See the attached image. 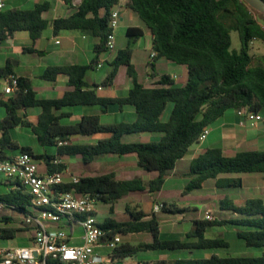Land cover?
Wrapping results in <instances>:
<instances>
[{
    "label": "trees",
    "instance_id": "16d2710c",
    "mask_svg": "<svg viewBox=\"0 0 264 264\" xmlns=\"http://www.w3.org/2000/svg\"><path fill=\"white\" fill-rule=\"evenodd\" d=\"M72 6L74 0H63ZM118 0H81L75 11L53 22L54 34L61 31H78L100 39L96 53L107 51L106 40L110 32V12ZM264 1V0H262ZM49 2L30 9L0 10V44L17 31H26L32 45L24 51L39 52L34 44L42 38L49 21L44 17ZM128 10L132 11L153 35L152 50L157 53L155 61L164 58L187 69L184 84L176 83L169 74L152 72L153 82L147 86L138 79L133 64L132 44L144 37L140 27L126 30L128 45L116 52L109 64L113 67L102 85L113 84L121 66H127V74L132 79V87L124 98L105 99L96 91L100 85H89L86 74L95 69L98 60L90 65H66L47 67L40 78L56 81L58 76L68 77V89L59 99H40L32 83L19 77L16 92L9 97H0V109L4 117L0 119V159H7L8 153L19 150L29 153L34 160L43 161L50 172L63 171L66 165L54 164L52 154H37L30 146L20 147L13 140V130L18 127L30 128L42 148H57V155H81L86 163L103 155H135L138 165L144 171L156 175L147 182L141 178L118 180L113 173L81 177L76 185L65 184L61 189H75L78 194H99L105 205L115 204L130 192L148 190L151 194L160 192L178 161L198 143L203 130L214 124L229 110H246L249 114L264 116V63L253 66L250 43L264 41V14L256 11L245 0H128ZM239 35L240 47L233 48L232 35ZM15 73L11 61L0 67V77ZM114 104L131 107L135 112L132 122L104 125L95 115L85 116L73 125H62L61 121L71 117L63 109L76 106H100L107 108ZM169 105L171 107L169 108ZM40 109L36 125L27 119L26 111ZM107 133L109 138L101 139L90 146H58L60 140L69 136ZM133 133L160 134L157 141L125 142L124 138ZM249 173L264 176V151L257 149L238 150L228 155L220 147L205 149L190 163L192 181L187 190L200 189L206 181L218 179L224 174ZM7 181V180H6ZM10 189L0 193V209H7L11 215L0 217V240H15L27 234L29 246L34 236L33 227L24 223H14V216L31 213L32 196L20 184L7 181ZM242 180L227 178L223 187H241ZM162 209L170 213L182 212L174 205L162 204ZM220 209L232 211L231 220H195L194 226L186 233V239L162 238L161 225L156 216L144 219L140 212L134 219L117 221L107 217L100 223L104 229H112L113 234L148 233L152 242L139 244L123 243L115 249L111 257L136 259V264H264V199L255 197L243 204H235L225 198ZM111 214L113 207L110 208ZM230 224L238 227L236 236L249 248L262 250L260 255H211L206 258L171 261L140 262L137 253L142 251H188L202 252L228 248L229 242L221 237L208 238L209 228ZM17 225V226H16ZM31 241V242H30ZM49 264H61L50 261Z\"/></svg>",
    "mask_w": 264,
    "mask_h": 264
},
{
    "label": "crops",
    "instance_id": "0c3cea01",
    "mask_svg": "<svg viewBox=\"0 0 264 264\" xmlns=\"http://www.w3.org/2000/svg\"><path fill=\"white\" fill-rule=\"evenodd\" d=\"M5 2V8H11V9H30L38 4H42L44 2H49L50 5L48 6V11L44 13V17L49 21L48 28L43 32V36L41 39H39L35 44L34 48L37 49L39 52L36 53H30L28 51H24L25 48H30L32 45V42L30 40L29 34L26 31H17L14 32L10 38L7 40L9 41L13 46L16 47V50L18 52H23L25 54L24 58H20V62L17 63V67L15 68V73L19 77H25L29 79L32 83V86L34 90L37 92V96L40 99H59L61 98L65 91L68 89L67 82L68 77L65 75H60L56 79V81H47L40 78V75L42 72L50 66H66V65H90L94 60H98L97 62H104V65L102 68L105 67L106 64H109L112 62L116 56V52L120 49H123V47H118V40H119V31L121 29H125V36H126V30L129 27H140L144 30L145 35L144 37L140 39H144L143 42V49L146 50L147 55L149 57V60L146 59L144 54H141L142 58V65L145 66V75L142 76V73H139L136 67V62L134 60V53H133V64L137 70L138 73V79L141 83L149 86L153 82L152 79V72L150 68L153 66V60L151 59L150 53L152 51V40L153 35L150 33V31L146 28V26L139 20V18L132 13V11L128 10L127 5L121 6L120 12H121V20L119 24V28L116 31V51L114 53H111L109 51H104L100 55H98L95 51L96 46L100 44V39L97 37H93L90 35H85L78 31H61L57 34H54L53 31V22L57 18L61 17H67L71 15L75 8L80 4L81 0H74L72 6L66 5L63 0H12L8 1L4 0ZM123 37V35H122ZM127 37V36H126ZM136 41L132 44V48L134 44H138L140 41ZM128 44V42H127ZM12 63V60H9ZM8 61V62H9ZM7 62V63H8ZM156 63V61H155ZM172 63V62H171ZM13 64V63H12ZM110 65V64H109ZM176 65V64H175ZM3 67V66H0ZM185 69V72L187 71L186 67L182 66ZM18 68L21 69V71L18 70ZM101 68V69H102ZM99 69V70H101ZM94 71H99L96 68L91 69ZM89 70V71H91ZM86 74V81L89 85H100L99 88H97V93L105 99H114V98H124L128 95L129 90L132 87V79L129 77L128 80L124 84L118 85L116 78L113 80V84L111 86H104L102 85L104 81L106 80V77L109 75L107 73L105 77H95L93 81L91 82L88 79V73ZM169 74L172 76V78L177 82L179 79L178 74L175 71L164 73ZM187 80V79H186ZM65 113H70L71 117L68 119H64L61 121L62 125H73L79 123L83 117L85 116H91L95 115L100 118V121L104 125H113V124H119L122 122H132L135 119V112L133 108L131 107H123L122 109L119 108V106L111 104L107 108L100 107V106H76V107H68L63 109ZM41 113L40 109H30L26 111L27 119L32 123V125H36L38 122L39 114ZM4 117V110L0 109V119ZM241 118L237 113V110H229L227 111L224 116H222L220 119H218L212 126H209L210 132L208 134L207 139L201 143V146L196 149L192 153L193 145L190 148V152L187 156H185L182 160L178 161L176 164L175 169L171 172V174L176 175L180 172V169L178 165L180 163H184L186 160H188L190 163L191 161L201 154L205 149L208 148H215L220 147L224 150L226 154L227 150L234 151L235 153L238 150H244V149H257L264 151V124L258 125L257 127H252L250 124L246 125L245 127L240 126ZM215 125H217L215 127ZM214 126V128H213ZM22 128L25 127H18L13 130V140L20 146H30L34 149L35 153L37 154H52L55 156V159L59 160L61 163L66 165V170H69V174L72 175V171L70 169L71 163L67 159V156L73 157V155H57V148H53L54 150H50L48 148H42L40 147V150L38 151L35 148V145H29V144H22L19 140V137L23 134L22 131H20ZM30 129V128H27ZM31 130V129H30ZM218 132L219 137L217 140H211L210 136L213 133ZM18 136H16V134ZM138 137V139L134 141H128V142H135V141H157V140H151L149 139L150 134L149 133H133ZM34 135V134H33ZM131 135V134H129ZM78 140L73 139L72 136H69L68 140L73 145H82V146H90L96 144L101 139H99L96 143H87L84 142L83 136L84 135H78ZM35 139L36 136L34 135ZM210 140V141H209ZM37 142V139H36ZM43 150V151H42ZM18 152L21 153L19 150L11 151L8 153V158L11 159L14 158L16 155H18ZM234 155V154H233ZM106 156V157H105ZM110 158V159H118L115 163V168H110L107 170L102 171L99 175L109 174L113 173L117 176H129V168L124 167L128 165L127 161L129 158V155L125 156H118V155H103L98 157L100 158ZM136 157V156H135ZM95 159V160H97ZM94 160V161H95ZM93 161V162H94ZM92 163V162H91ZM41 167L38 168V172L41 175H44L46 173H49V169L45 167L43 161H40ZM132 167L136 170V173H133L132 175L136 176L137 174V167H138V160L136 157V160L132 162ZM132 168V169H133ZM65 170V169H64ZM68 174V175H69ZM156 174H152L150 176L146 177V180L153 178ZM74 176V175H73ZM81 178V177H80ZM228 177H222L220 176L218 179H212L213 183L211 184L210 188L212 189H219V188H227L223 187L225 185V180ZM234 179V178H231ZM239 179V178H236ZM65 180V178H64ZM123 180H130V178L123 179ZM168 180V178H167ZM166 180V181H167ZM67 183L70 182V180H65ZM209 181V180H208ZM207 182V181H206ZM7 181L5 178L0 175V193L10 189L9 186H7ZM248 187L249 192L245 195L239 192L241 194V197L243 198H237L236 193H233L231 197L226 196L225 198L231 199L235 204H243L246 200L259 197L264 199V176L260 174L252 175L249 177V179L242 181L241 187ZM251 191V192H250ZM224 198V199H225ZM223 200V199H222ZM237 200V201H236ZM238 201H242L238 202ZM219 204L221 202L218 201ZM105 205V204H103ZM224 211V210H223ZM10 215L11 212L9 211ZM19 223H23V217L18 216ZM100 222V221H99ZM101 223V222H100ZM17 226V225H16ZM57 227L62 228L67 233L71 234L70 228L67 227V224H60L58 226L52 225L51 229H56ZM74 233L70 238V244L71 245H81L83 243L82 237V229L79 226H75L73 228ZM146 233V232H144ZM148 234V233H146ZM123 238V235H122ZM31 242V241H30ZM28 245V244H27ZM97 252L100 255L105 256L106 263L105 264H117L120 261L124 262V259L129 260L131 259L127 257L124 259H113L111 257L112 252H108L104 248L97 249ZM125 264V263H124ZM135 264V263H133Z\"/></svg>",
    "mask_w": 264,
    "mask_h": 264
},
{
    "label": "rangeland",
    "instance_id": "374dc122",
    "mask_svg": "<svg viewBox=\"0 0 264 264\" xmlns=\"http://www.w3.org/2000/svg\"><path fill=\"white\" fill-rule=\"evenodd\" d=\"M8 5L9 1L7 0ZM125 29H121L119 33V40H118V47L125 48L128 44V38L124 35ZM123 35V37H122ZM232 35V43L233 48L238 50L240 47L239 35L237 32L233 31ZM143 42L144 39H140L138 44H134V60L136 62V67L139 73H142V76L145 75V66L142 65V58L141 54H144L147 60L149 57L145 49H143ZM151 55V52H149ZM250 53L253 56V66L262 65L264 63V41L261 40H254L250 43ZM25 54L23 52H18L16 47L13 46L9 41H4L0 44V66H4L7 64L9 60H12L14 66L17 67V63L20 62V58H24ZM113 67L109 64H106L104 68L99 71L91 70L88 73V79L92 82L95 77H105V75L111 72ZM21 71L20 68H18ZM151 72L158 73L160 75L164 73H169L175 71L179 79L176 83L184 84L187 79V71L182 66L175 65V63H171L164 58H160L155 63V69L153 70L150 68ZM129 76L127 74V66H121L118 70L116 75L117 84L121 85L128 80ZM171 105H169V108ZM213 125V124H212ZM211 125V126H212ZM217 125H215L216 127ZM214 128V126H213ZM20 131L23 134L19 137L18 134L16 136L19 137V140L22 144H29L35 145V148L39 151L40 147L39 144L36 142V139L30 129L22 128ZM110 134L107 133H99L93 134L90 136H83L84 142L87 143H96L99 139L108 137ZM160 134L152 133L150 134L149 139L157 140L160 138ZM78 135H73V139L78 140ZM219 137L218 132L213 133L210 136L211 140H217ZM138 139L136 135L131 134L127 135L124 138L125 142L134 141ZM210 141V140H209ZM201 146V143H196L193 146L192 153ZM50 150H54L53 147ZM43 151V150H42ZM228 155L235 154L234 151L227 150ZM18 154H20L18 152ZM106 157V156H105ZM100 158L95 160L94 162L86 163L83 160L81 155H73L67 156V159L70 161L71 165L70 169L72 171V175L80 178V177H87V176H97L102 171L115 168V163L118 162V159H110L108 158ZM129 159L127 161L128 165L125 166L129 168V176H117L118 180L123 179H134V178H141L146 180L147 176L154 174V172H147L144 171L142 168L137 167V174L136 176L132 175L136 173L135 169L132 167V162L136 160L135 155H129ZM34 164L36 166L41 167L40 161L34 160ZM180 172L176 175L170 174L168 180L166 181L163 189L155 194H151L148 190L138 191V192H130L123 195L115 204L113 205H101L98 208L97 219L102 222L107 217H112L117 221H127L134 219L135 215L138 212L144 215V219L152 218L153 216L157 217V220L160 222L161 225V237L162 238H177L181 240L186 239V233L192 229L194 226L193 222L195 220H207L206 214L209 212L213 214L214 219L225 221L231 220L235 218V214L232 211H223L220 209V204L218 201L224 199L226 196L231 197L233 193L239 192L242 194H247L249 189L246 187H227V188H219L218 190L210 188L213 180L207 181L204 186L200 189L194 190H187L189 183L192 181V176H190V162L186 160L184 163H180L178 165ZM133 168V169H132ZM255 174L249 173H233V174H224L222 177L228 178H240L243 180H248L250 176ZM260 176V174H258ZM65 180H70L71 177L66 174L64 176ZM251 192V191H250ZM236 193L237 198L241 197V194ZM237 201V200H236ZM243 203L242 201H238ZM166 203L167 205H174L177 209H182V212L178 213H170L164 211L162 208L159 209V212H154V207L156 204H163ZM113 207V213L111 214L110 208ZM2 215H10L9 210L7 209H0V217ZM18 215L14 216V223H19ZM209 220V219H208ZM238 227L225 224L223 226H216L209 228L206 232V236L208 238H216L221 237L224 238L229 242L228 248H219L213 250H206L202 252H192L189 253L188 251L180 252V251H142L137 253V259L140 262H158V261H171L179 258L184 259H199V258H206L210 257L211 255H219L222 257L232 256V255H260L262 253L261 249L258 248H249L245 245V243L240 240L236 236ZM27 234H22L18 236L15 240H0V248L4 247H12V246H23L27 245L26 242ZM124 243L130 244H139L141 242H152V238L149 234L146 233H131L123 235ZM125 264H136V259L131 258L129 260L124 259Z\"/></svg>",
    "mask_w": 264,
    "mask_h": 264
},
{
    "label": "built area",
    "instance_id": "2783aa9c",
    "mask_svg": "<svg viewBox=\"0 0 264 264\" xmlns=\"http://www.w3.org/2000/svg\"><path fill=\"white\" fill-rule=\"evenodd\" d=\"M128 0H118L110 12L109 29L106 47L107 51H116V31L121 20V6H126ZM5 8L4 0H0V10ZM151 59L157 53L151 51ZM104 62H97L95 68L101 69ZM19 77L11 74L0 77V97L13 95L19 86ZM241 118L240 126L250 124L252 127L264 124V116L249 114L246 110H237ZM210 132L206 127L199 136L198 143L204 142ZM68 140H60L58 146H67ZM54 164H60L57 159ZM69 170L53 171L41 175L34 159L29 153H20L11 159H0V175L5 180L20 184L32 196L31 213L23 216L22 222L33 227L34 236L29 246H12L0 248V264H49L58 261L61 264H105V256L100 255L97 249L104 248L113 252L122 243V234H113L112 229H104L97 219L98 208L103 204L99 194H78L75 189L65 190V184L76 185L80 178L70 175V182L64 180ZM1 207V204H0ZM162 204H156L154 212H159ZM206 219L213 221L211 213L206 214ZM67 224L71 234L52 225ZM82 229L83 243L71 245L70 238L74 233L73 228Z\"/></svg>",
    "mask_w": 264,
    "mask_h": 264
},
{
    "label": "water",
    "instance_id": "95a60500",
    "mask_svg": "<svg viewBox=\"0 0 264 264\" xmlns=\"http://www.w3.org/2000/svg\"><path fill=\"white\" fill-rule=\"evenodd\" d=\"M245 1L253 9L264 14V1H262V0H245ZM128 258H130V257H127V259ZM117 264H124V262L120 261Z\"/></svg>",
    "mask_w": 264,
    "mask_h": 264
}]
</instances>
